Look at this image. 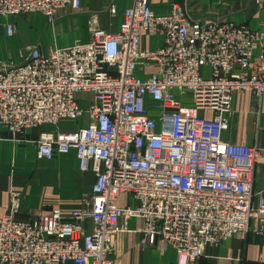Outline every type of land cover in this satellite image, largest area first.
Returning a JSON list of instances; mask_svg holds the SVG:
<instances>
[{
  "label": "built area",
  "instance_id": "1",
  "mask_svg": "<svg viewBox=\"0 0 264 264\" xmlns=\"http://www.w3.org/2000/svg\"><path fill=\"white\" fill-rule=\"evenodd\" d=\"M257 1L264 9V0ZM67 7L78 11L82 0H0V15L38 11L54 23ZM14 29L8 25L9 35ZM145 31L161 34L164 45L144 50ZM90 34L87 43L48 54L31 48L23 62L0 69V124L16 136L86 117L71 131H42L38 157L74 148L81 170L96 175L83 197L89 206L67 216L55 209L23 218L13 201L0 217V264H114L117 236L130 217L143 222V247H174L184 264H194L208 244L246 235L253 219L264 236V190L254 203L255 165L264 163V148L220 139L234 95H264V19L251 29L192 20L178 5L157 13L149 0H134L118 32L94 25ZM153 63L156 71L137 75ZM175 90L181 97L190 92L192 105ZM150 100L158 118L149 114ZM207 110L212 120L200 115ZM122 193L139 205L120 206ZM88 218L91 231L82 225Z\"/></svg>",
  "mask_w": 264,
  "mask_h": 264
},
{
  "label": "crops",
  "instance_id": "2",
  "mask_svg": "<svg viewBox=\"0 0 264 264\" xmlns=\"http://www.w3.org/2000/svg\"><path fill=\"white\" fill-rule=\"evenodd\" d=\"M133 2L82 0L80 10L64 8L54 23L48 22L47 17L38 11L0 15V69L23 62V55L34 47L48 54L76 42L87 43L94 25L109 33L118 32L124 11ZM149 3L157 13L170 12L173 5H178L192 20L234 22L251 29H260L264 19L263 5L257 0H149ZM113 4L116 6L114 14L110 11ZM8 25L15 28L12 35L8 33ZM163 45L161 34L143 33L144 50L152 51ZM156 70L157 65L153 63L149 72L137 71V75L146 78ZM234 71H239L237 65ZM201 72L207 77L210 67H202ZM174 93L184 104H192L190 92L184 97L177 90ZM77 98L87 100L92 99V95L78 93ZM202 112L206 119H213L212 111ZM160 114L155 108L152 116L158 118ZM227 114L229 123L221 133L222 142L264 148V95L257 98L249 90L237 92ZM87 121L86 117H80L74 121H62L59 127L44 124L16 136L0 124V217L9 213L13 201L17 205L18 216L23 218L48 214L55 209L67 216L89 206L83 202V197L91 193L96 175L92 170H81L74 148L65 153L56 152L52 159L38 157V138L42 131H71L84 126ZM263 190L264 163L260 158L255 165V204L260 199L258 193ZM118 204L136 207L139 201L122 193L118 196ZM259 224L258 219H253L251 230L246 235L235 234L218 245H206L203 255L194 264H264V236L254 231ZM82 225L86 231H91V218L83 221ZM122 227L111 255L114 264H184V258L174 247L162 250L157 246H142L145 234L141 219L130 217Z\"/></svg>",
  "mask_w": 264,
  "mask_h": 264
},
{
  "label": "rangeland",
  "instance_id": "3",
  "mask_svg": "<svg viewBox=\"0 0 264 264\" xmlns=\"http://www.w3.org/2000/svg\"><path fill=\"white\" fill-rule=\"evenodd\" d=\"M210 75H208L207 77H209ZM89 98H87V100H88ZM187 105V104H186ZM189 105V104H188ZM190 105H192V104H190ZM148 110H149V114L150 115H152L153 114V111H155V108H154V105H153V102L151 103V101H149V103H148ZM159 111V110H158ZM200 115L202 116H204V114H203V112L202 113H200Z\"/></svg>",
  "mask_w": 264,
  "mask_h": 264
}]
</instances>
